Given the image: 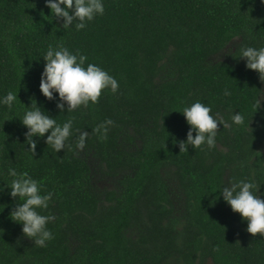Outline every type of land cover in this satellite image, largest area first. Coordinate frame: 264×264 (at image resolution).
Wrapping results in <instances>:
<instances>
[{
	"label": "trees",
	"instance_id": "obj_1",
	"mask_svg": "<svg viewBox=\"0 0 264 264\" xmlns=\"http://www.w3.org/2000/svg\"><path fill=\"white\" fill-rule=\"evenodd\" d=\"M104 6L103 15L77 30L63 28L61 18L45 19L44 0H0V97L18 96L11 109L0 105V264H264V236L246 231L247 221L219 190L209 192L229 179H250L264 198V81L238 57L240 47L264 45V3L104 0ZM50 44L78 50L85 66L108 71L117 92L104 89L95 104L60 112L39 89ZM30 98L58 122L73 120L70 147L55 152L33 137L35 155L27 150L18 116L19 100L28 106ZM196 100L229 127L218 124L213 149L189 145L179 152L190 127L179 110ZM232 110L244 124H231ZM108 119L106 135L94 131ZM79 131L88 132L83 150L75 147ZM89 155L117 178L115 187L94 184ZM9 167L52 193L43 214L53 216L47 227L54 239L45 247L9 215L18 202L6 185Z\"/></svg>",
	"mask_w": 264,
	"mask_h": 264
},
{
	"label": "clouds",
	"instance_id": "obj_2",
	"mask_svg": "<svg viewBox=\"0 0 264 264\" xmlns=\"http://www.w3.org/2000/svg\"><path fill=\"white\" fill-rule=\"evenodd\" d=\"M261 3H264V0H261ZM44 4L50 9V15L45 19L61 18L63 28L74 25L77 30L85 28L87 22L103 15L105 11L104 0H44ZM239 52L238 57L245 58L246 67L256 70L260 80L264 81V45L240 47ZM225 54H232L231 50ZM42 57L45 63L40 73L39 89L47 99L56 100V107L60 112H64L65 108L71 112L90 103L95 104L102 90L110 89L115 93L119 88L117 79L99 65L87 63L85 66L87 57L78 50L74 53L62 44H50ZM230 94L225 89L224 95ZM17 99V92L8 91L0 97V105L11 109ZM30 99L31 104L28 106L19 100L24 106V112L22 117L15 115L27 129V150L32 156L35 155L37 140L33 137H43L46 145H50L55 152L64 150L69 146V138L77 131L73 129V120L70 118L60 123L55 116L42 110V106L38 105L34 98ZM179 111L190 125L186 139L179 141V152L188 151L189 145L194 149L206 146L211 150L216 145L218 124L224 128L229 127V123L219 113H213L211 106L200 100L184 106ZM230 120L231 124L236 126L245 123V118L239 111L232 110ZM112 124L111 119L105 120L97 125L94 131H103L106 135L107 126ZM87 136V131H79L75 141L76 149H84ZM7 176L11 178L6 183L10 189L9 195L18 199L15 208L9 213L11 219L21 223L22 233L31 238L36 246L45 247L46 241L54 239L53 233L47 227L53 216L43 214L49 207L52 193H42V185L26 171L18 172L9 167ZM3 187L4 185L0 186V191ZM258 187L259 185L250 179H229L227 183L209 192L219 190L217 196L222 195L231 210L238 212L242 220L247 221L246 231L253 236L257 233L264 236V198L258 194Z\"/></svg>",
	"mask_w": 264,
	"mask_h": 264
},
{
	"label": "rangeland",
	"instance_id": "obj_3",
	"mask_svg": "<svg viewBox=\"0 0 264 264\" xmlns=\"http://www.w3.org/2000/svg\"><path fill=\"white\" fill-rule=\"evenodd\" d=\"M235 42L236 40H234L229 45V48H232ZM222 56H225L224 53L221 56L218 55L215 56L213 59L216 60L221 58ZM89 156L90 157L88 158V161L90 162L92 168V181L94 182V184L98 186L100 189L115 187L117 184V178L107 176L105 173L103 174L99 169L100 168L99 164L94 160V158L91 155ZM208 264H212V263L209 261Z\"/></svg>",
	"mask_w": 264,
	"mask_h": 264
}]
</instances>
